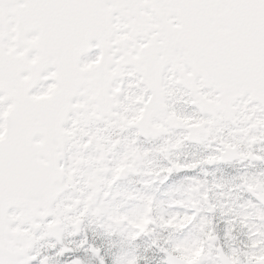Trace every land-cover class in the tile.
<instances>
[{"label":"snow or ice","instance_id":"6c2138e0","mask_svg":"<svg viewBox=\"0 0 264 264\" xmlns=\"http://www.w3.org/2000/svg\"><path fill=\"white\" fill-rule=\"evenodd\" d=\"M0 264H264V0H0Z\"/></svg>","mask_w":264,"mask_h":264}]
</instances>
